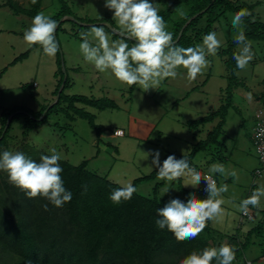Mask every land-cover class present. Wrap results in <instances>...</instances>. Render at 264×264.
Masks as SVG:
<instances>
[{"label": "rangeland", "instance_id": "374dc122", "mask_svg": "<svg viewBox=\"0 0 264 264\" xmlns=\"http://www.w3.org/2000/svg\"><path fill=\"white\" fill-rule=\"evenodd\" d=\"M17 1L28 7L30 0ZM104 2L105 0L42 1L39 12L51 17L67 13L58 21L56 35L60 50L54 57L44 54L40 45L29 46L24 41V31L31 26L33 18L15 14L8 7H0V128L2 111L5 109L22 106L38 111L44 104L53 105L59 95L56 89L59 87L60 92L67 78L69 86L65 88L64 94L110 98L117 104L116 108L104 110L82 103L76 104L96 116L95 122L103 131L100 135L87 119L79 116L71 119L63 112L50 114L27 136L23 133V118L15 119L11 136L2 146L1 154L5 150L22 152V147L27 143L34 145L42 153H51V149L55 148L70 163L78 165L83 160H89V170L124 186L157 170L152 166V156L147 155L150 150H159L162 165L163 159L168 155H188L196 142L215 129L219 119L196 129H191L187 124L190 120L199 119L220 108L223 91L228 87L229 70L224 59L217 53L216 56H207L209 66L195 81L190 82L187 70L181 67L177 70L179 75L175 79L166 78L156 89L150 88L147 91L138 84L128 86L120 82L110 70L98 71L92 63L84 60L79 44L82 42L80 33L90 32L92 25H105L110 41L122 39L113 12L104 7ZM152 2L158 6L159 11L165 7L161 0ZM239 3L253 4V19L259 16L264 21V0H239ZM249 11L252 12L251 9ZM235 13L229 11L213 24L212 31H218V35L222 32L221 47H226L238 34L239 29H234L231 24ZM180 17L178 13L173 18ZM100 19L106 21H99ZM205 20V17L202 18L198 26H204ZM109 21L114 23V27ZM216 25H219V29ZM166 26L172 32L174 22L169 21ZM241 27L244 29L243 23ZM125 42L134 46L132 39H125ZM253 44L256 51L253 60L237 73L250 89L243 86L234 88L232 104L222 131L221 153L226 157L207 164L209 151H201L191 166L202 176L205 173L214 175L218 187L225 183L228 185V192L222 195L231 203L222 205V216L207 222L224 244H227L233 234H238L241 241H244L248 231L264 220V197L261 198L259 208L249 206L250 212L254 214L253 219H241L242 213L238 210L243 199L257 187L264 186V170L261 175L255 174V170L262 169V166L253 139L254 128L260 120L258 112L264 108V42L256 40ZM30 48L32 50L26 58L13 63L15 58ZM249 94L251 99L248 98ZM70 113L73 114V111L70 110ZM119 127L126 131L124 136L114 135V130ZM213 164H223L227 172L235 170L238 179L211 173L209 170ZM0 173L7 174L3 170ZM181 178L182 180L167 181L160 189L159 198L164 203L177 198L186 202L191 195L197 197L199 190L205 191L203 177L197 187L185 186L190 181L189 176ZM161 181L163 180L158 178L142 181L137 190L144 195L153 196L155 184ZM166 188L169 191L164 194ZM203 193L201 198H197H207L208 193ZM235 264H264V228L251 236L249 245L244 252L239 253Z\"/></svg>", "mask_w": 264, "mask_h": 264}, {"label": "trees", "instance_id": "16d2710c", "mask_svg": "<svg viewBox=\"0 0 264 264\" xmlns=\"http://www.w3.org/2000/svg\"><path fill=\"white\" fill-rule=\"evenodd\" d=\"M42 1L36 0L33 4L30 0L29 6L26 7L17 0H3L0 7H8L15 14L33 18L41 10ZM161 1L165 7L159 14L165 23L174 22L172 34L177 46L191 47L202 42L203 36L213 30L214 22L227 12H237L242 8L252 10L251 15L245 17L242 23L246 39L252 42L254 54L256 51L253 41L264 42V21L259 16L253 19L255 16L253 4L239 3V0ZM181 10L186 13L187 18L174 19V15ZM65 15L67 13L51 18L58 22ZM204 17L206 18L204 26H198ZM109 22L114 27V23ZM57 32L58 28L55 32L56 39ZM239 47L240 45L233 39L226 47H220L218 50L219 56L224 59L229 70L228 87L225 92L223 91L220 108L199 119L188 121V127L196 129L219 119L215 129L209 131L204 139L196 142L188 155H184L188 158L190 167L201 151H209L207 164L226 157L221 153L222 131L226 124L228 109L232 104L233 90L238 86L250 89L245 80L237 76L239 69L236 67L234 55L238 53ZM31 50L30 48L19 55L13 63L26 58ZM64 83L60 92L59 87L56 89L59 95L53 105L44 104L38 111L22 106L2 111L0 154L2 146L11 136L14 120L19 118L24 120V136L37 129L50 114L62 112L71 119L76 116L85 118L99 135L103 132L95 122L96 116L76 104L82 103L100 110L116 108L117 104L110 98L64 94L65 88L69 86V79L67 78ZM62 102L66 105L63 106ZM40 117L42 119H39ZM9 118L10 123L5 130ZM22 148V153L37 162L42 155H51L40 152L30 143ZM182 157L183 155H176L177 159ZM166 158L167 156L164 159ZM60 164L63 168L61 176L64 186L72 192L71 201L60 208L53 206L43 197L29 198L24 190L9 181L8 174L0 173V264H26V261H31V264H180V261L193 251L200 252L206 247L219 248L224 244L210 225H207L196 238L184 241H178L166 227L158 228L155 223L159 218L156 210L166 204L159 198V192L167 180L155 184L153 196L144 195L137 190L130 200L114 204L109 198L110 193L123 186L107 176L89 170V160H83L75 165L62 158ZM157 171L158 169L137 178L133 185L137 188L142 181L156 179ZM183 190L186 192L185 188ZM203 192L205 191L199 190L197 197L201 198ZM45 204L48 205L47 211L43 207ZM263 228L264 220L248 231L244 241H241L238 234L230 236L227 244L233 246L236 251V259L232 264H235L239 253L244 252L249 245L251 236L260 233ZM212 264L218 262L214 259Z\"/></svg>", "mask_w": 264, "mask_h": 264}, {"label": "clouds", "instance_id": "9594fccd", "mask_svg": "<svg viewBox=\"0 0 264 264\" xmlns=\"http://www.w3.org/2000/svg\"><path fill=\"white\" fill-rule=\"evenodd\" d=\"M32 3L35 4L36 0H32ZM104 7L113 12L122 39L110 41L105 25H92L90 32L80 33L82 42L79 50L84 60L92 63L98 71L110 70L117 80L128 86L138 84L145 91L156 89L164 79H175L179 75L177 70L181 67L187 70L188 80L195 81L209 66L207 56H216L221 47L222 32L218 35L216 30L205 34L202 44L177 46L172 32L167 30L164 18L159 14L158 6L152 0H105ZM179 15L187 18L183 10ZM250 15L248 9L242 8L231 19L232 27L239 29L234 40L241 47L234 59L240 70L245 69L255 55L252 42L246 39L241 27L243 19ZM57 27L55 19L42 11L38 12L33 17L31 26L24 31L23 39L29 46L40 45L44 54L54 57L60 50L55 36ZM216 28L219 29V25ZM125 39L134 40V46L129 47ZM248 98L251 99V94ZM147 155L152 156V166L158 169L159 180L174 181L189 176L190 181L185 186L197 187L203 177L206 182L205 191L208 193L205 199L191 195L186 202L178 198L171 199L164 207L157 208L159 218L155 223L158 228L166 227L178 241L194 239L207 227L208 221L216 220L224 214L222 205L231 203L222 195L228 192L226 183L218 187V181L216 184L210 175L202 176L190 167L189 160L184 155L180 159L175 155H168L162 165L159 150H150ZM61 159V154L55 148L51 149V155H42L38 162L20 151L5 150L0 154V170L7 172L9 181L24 190L29 198L43 197L60 208L72 199V192L65 188L61 176ZM209 171L238 179L236 171L227 172L223 164H213ZM168 191L166 188L164 194ZM136 192L137 188L129 182L114 189L109 198L114 204H120L130 200ZM262 197L264 186H259L240 202L238 210L249 216V206L259 208ZM43 207L48 210L47 204ZM244 218L251 220L242 216ZM214 259L218 264H232L236 259L235 248L226 243L219 248L206 247L200 252H191L180 264H212ZM26 264H31V261H26Z\"/></svg>", "mask_w": 264, "mask_h": 264}, {"label": "built area", "instance_id": "2783aa9c", "mask_svg": "<svg viewBox=\"0 0 264 264\" xmlns=\"http://www.w3.org/2000/svg\"><path fill=\"white\" fill-rule=\"evenodd\" d=\"M35 85L37 86V83H34V86ZM258 116L260 117V120L258 121L257 126H255V128H254L253 139H254V143L256 145V151H257V154L259 156L261 166H262V169L258 168L256 170V174L261 175L262 171L264 170V111L262 109L259 110ZM114 135L124 136L125 130L122 128H117L114 131ZM205 175H210L212 177V179H214L216 181V184H217V179L214 175L209 174V173H205ZM205 184H206V182H205ZM242 216L247 217L249 219L253 218V214L251 212H250L249 216H245L243 213H242Z\"/></svg>", "mask_w": 264, "mask_h": 264}, {"label": "water", "instance_id": "95a60500", "mask_svg": "<svg viewBox=\"0 0 264 264\" xmlns=\"http://www.w3.org/2000/svg\"><path fill=\"white\" fill-rule=\"evenodd\" d=\"M181 33H182V31L180 32L179 37H180ZM178 39H179V38H178ZM9 123H10V118H9V120H8V123H7L6 127H5V130L7 129ZM5 130H4V132H5Z\"/></svg>", "mask_w": 264, "mask_h": 264}, {"label": "crops", "instance_id": "0c3cea01", "mask_svg": "<svg viewBox=\"0 0 264 264\" xmlns=\"http://www.w3.org/2000/svg\"><path fill=\"white\" fill-rule=\"evenodd\" d=\"M1 4V3H0ZM7 8V7H6ZM261 96H262V94H261ZM260 103H262V102H260ZM262 109H264V108H262ZM120 128V127H119ZM241 219H242V214H241Z\"/></svg>", "mask_w": 264, "mask_h": 264}]
</instances>
